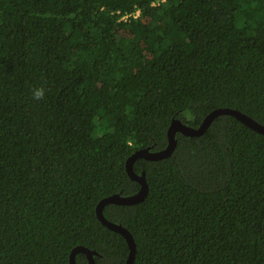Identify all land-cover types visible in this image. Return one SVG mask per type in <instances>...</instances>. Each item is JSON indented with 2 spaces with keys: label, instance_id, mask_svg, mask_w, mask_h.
Instances as JSON below:
<instances>
[{
  "label": "trees",
  "instance_id": "obj_1",
  "mask_svg": "<svg viewBox=\"0 0 264 264\" xmlns=\"http://www.w3.org/2000/svg\"><path fill=\"white\" fill-rule=\"evenodd\" d=\"M218 107L264 125V0H0V264H123L97 202ZM175 137L133 162L141 201L103 207L132 264H264V134L221 114Z\"/></svg>",
  "mask_w": 264,
  "mask_h": 264
},
{
  "label": "water",
  "instance_id": "obj_2",
  "mask_svg": "<svg viewBox=\"0 0 264 264\" xmlns=\"http://www.w3.org/2000/svg\"><path fill=\"white\" fill-rule=\"evenodd\" d=\"M221 114H229L236 117L238 120L246 124L248 127L254 129L257 132L264 134V125L258 123L245 113L232 108L227 107H218L209 111L201 120V122L197 126H191L187 123L182 122L178 118H173L171 123L167 129V144L164 148L159 150H152L150 146H146L143 148L136 149L130 156L127 157L125 161V169L127 174L131 179L139 182L140 187L137 192L131 195H121L119 193L110 194L108 196L100 199L95 207V212L98 220L104 225L106 228L115 231L121 234L128 245V256L123 264H132L134 255H135V243L131 233L121 224L115 223L113 221L108 220L103 214V207L106 204L114 203V204H134L141 201L146 193H147V183L145 181L144 173L142 172L140 175L137 174L133 170V162L137 158H144L147 160H157L164 157H168L171 155L172 151L175 148L177 139L175 134L180 132L187 136H198L202 134L209 124L213 121V119ZM77 252H82L86 255L89 264H96L93 258V252L88 248L77 245L75 246L69 255V263L77 264L75 260V255Z\"/></svg>",
  "mask_w": 264,
  "mask_h": 264
},
{
  "label": "clouds",
  "instance_id": "obj_3",
  "mask_svg": "<svg viewBox=\"0 0 264 264\" xmlns=\"http://www.w3.org/2000/svg\"><path fill=\"white\" fill-rule=\"evenodd\" d=\"M45 90L44 88H36L33 90V98L36 100H41L44 98Z\"/></svg>",
  "mask_w": 264,
  "mask_h": 264
}]
</instances>
